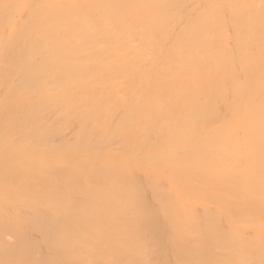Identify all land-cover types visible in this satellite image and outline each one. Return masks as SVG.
Instances as JSON below:
<instances>
[{"label":"bare ground","instance_id":"obj_1","mask_svg":"<svg viewBox=\"0 0 264 264\" xmlns=\"http://www.w3.org/2000/svg\"><path fill=\"white\" fill-rule=\"evenodd\" d=\"M0 264H264V0H0Z\"/></svg>","mask_w":264,"mask_h":264}]
</instances>
